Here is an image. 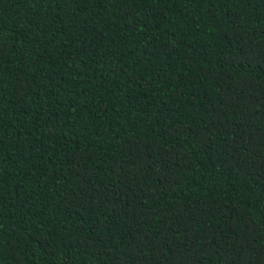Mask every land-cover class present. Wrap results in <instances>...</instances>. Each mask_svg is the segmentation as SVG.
Listing matches in <instances>:
<instances>
[{
  "label": "trees",
  "instance_id": "1",
  "mask_svg": "<svg viewBox=\"0 0 264 264\" xmlns=\"http://www.w3.org/2000/svg\"><path fill=\"white\" fill-rule=\"evenodd\" d=\"M0 264H264V0H0Z\"/></svg>",
  "mask_w": 264,
  "mask_h": 264
}]
</instances>
